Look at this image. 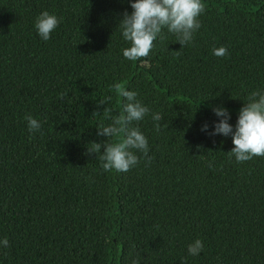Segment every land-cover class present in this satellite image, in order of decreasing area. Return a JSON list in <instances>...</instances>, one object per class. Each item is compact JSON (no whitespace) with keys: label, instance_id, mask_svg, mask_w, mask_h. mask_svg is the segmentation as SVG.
Segmentation results:
<instances>
[{"label":"trees","instance_id":"16d2710c","mask_svg":"<svg viewBox=\"0 0 264 264\" xmlns=\"http://www.w3.org/2000/svg\"><path fill=\"white\" fill-rule=\"evenodd\" d=\"M201 2L190 44L163 30L131 61L116 28L127 0H0V264H264V156L237 162L230 136L200 130L212 105L234 124L264 88V0ZM45 10L60 21L47 41L33 27ZM117 82L150 109L133 122L148 152L106 172L87 147L122 110Z\"/></svg>","mask_w":264,"mask_h":264},{"label":"clouds","instance_id":"9594fccd","mask_svg":"<svg viewBox=\"0 0 264 264\" xmlns=\"http://www.w3.org/2000/svg\"><path fill=\"white\" fill-rule=\"evenodd\" d=\"M131 11L125 9L118 20L116 28L128 43L121 49L125 59L135 61L146 57L154 47V41L162 36L163 30L175 36L181 47L193 40V34L201 27L199 16L204 11L201 0H127ZM60 23L59 18L47 10L40 12L33 22L37 35L44 41ZM224 46L214 47L212 54L225 55ZM111 88L123 98L122 110L111 116L107 124L96 125V135L106 137L101 142H92L89 153H96L104 171L115 170L126 172L138 162L134 150L146 154L148 140L133 122L141 121L150 112L147 105L138 98L135 90L126 89L120 83H114ZM110 97L100 99L98 103L106 104ZM238 110L235 123H230L231 113L223 104L211 106L216 117L211 125L205 120L200 130L207 135L231 137L233 147L228 153L235 161L243 162L253 156H264V88L255 89L243 100ZM108 105L103 112L108 113ZM154 121H161L160 113H152ZM27 130L31 134L39 131L41 123L31 115L25 117ZM115 142H109L110 138ZM102 149V151H101ZM6 237L0 238V247H7ZM203 242L197 238L187 246V253L196 256L203 250ZM130 264H138L133 256Z\"/></svg>","mask_w":264,"mask_h":264}]
</instances>
